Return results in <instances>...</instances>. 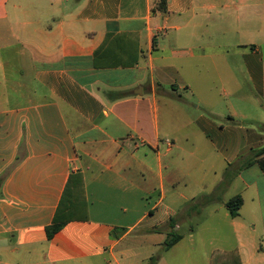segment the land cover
Here are the masks:
<instances>
[{"label": "crops", "instance_id": "crops-1", "mask_svg": "<svg viewBox=\"0 0 264 264\" xmlns=\"http://www.w3.org/2000/svg\"><path fill=\"white\" fill-rule=\"evenodd\" d=\"M160 1L0 0V264H264V0Z\"/></svg>", "mask_w": 264, "mask_h": 264}, {"label": "trees", "instance_id": "trees-1", "mask_svg": "<svg viewBox=\"0 0 264 264\" xmlns=\"http://www.w3.org/2000/svg\"><path fill=\"white\" fill-rule=\"evenodd\" d=\"M154 11H161L162 13H167V7H166V0H161L159 4L155 7ZM264 128V125L262 126ZM241 165L234 168L229 167L224 176V181L221 184V186H228L230 185L231 181L235 179L241 171L248 169L254 165H258L261 171L264 173V146L257 150H252L249 155L244 158L241 163ZM212 197L207 196L204 198L203 203H209ZM243 205V198L241 196H236L229 200L226 203V207L230 212V215L233 218H236L240 214V209ZM177 221L175 219H172L168 224L167 227L172 230L171 233L168 234V239L164 245V250L171 249L174 245H176L180 240L181 236L176 234L174 232V228L177 225ZM62 228V224L58 222V219H55L52 226H50L47 229V235L48 239L51 240ZM162 229H155L154 231H161ZM159 257H154L151 259V264H156L158 262Z\"/></svg>", "mask_w": 264, "mask_h": 264}, {"label": "rangeland", "instance_id": "rangeland-1", "mask_svg": "<svg viewBox=\"0 0 264 264\" xmlns=\"http://www.w3.org/2000/svg\"><path fill=\"white\" fill-rule=\"evenodd\" d=\"M242 190H243V186L241 185V183H238L237 186L233 187V190L230 192V195L233 196L237 193H240ZM206 213H207V211H206ZM185 231H186V229L182 232V234L185 233Z\"/></svg>", "mask_w": 264, "mask_h": 264}]
</instances>
